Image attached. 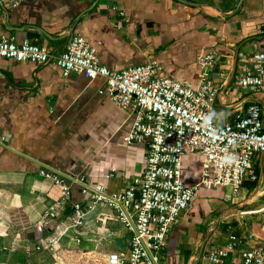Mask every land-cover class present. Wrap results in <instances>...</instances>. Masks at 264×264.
<instances>
[{"label":"crops","instance_id":"obj_1","mask_svg":"<svg viewBox=\"0 0 264 264\" xmlns=\"http://www.w3.org/2000/svg\"><path fill=\"white\" fill-rule=\"evenodd\" d=\"M68 29L95 46L111 69L155 61L162 75L193 85L199 56L215 51V121H232L255 102L264 106V92L237 89L244 58L264 36V0H24L15 7L0 0V35L28 39L58 55ZM105 85L101 77L65 78L53 61L0 58V264H110V254L128 251L132 231L105 204L89 208L77 183L69 206L43 222L60 195L41 174L43 167L104 183L112 193L130 186L146 166L148 144L124 139L133 113L101 93ZM258 160L263 175L264 159ZM202 162L200 154L184 158L187 184L200 180ZM258 185L246 181L237 195L228 187H201L173 225L159 263L210 264L209 252L231 234L239 237L237 252H264V192ZM77 202L87 211L78 231L68 220ZM56 236L53 250L36 249Z\"/></svg>","mask_w":264,"mask_h":264},{"label":"built area","instance_id":"obj_2","mask_svg":"<svg viewBox=\"0 0 264 264\" xmlns=\"http://www.w3.org/2000/svg\"><path fill=\"white\" fill-rule=\"evenodd\" d=\"M7 1L15 7L24 0ZM254 49L244 58L238 76L239 91L264 92V36ZM218 55L214 51L199 56V78L193 85L162 75L163 67L155 61L111 69L100 62L97 48L80 33L72 32L58 55L45 45L28 39L18 42L13 35L1 34L0 58L37 65L53 61L65 78L73 73L91 81L103 78L106 85L101 93L106 92L112 102L134 115L124 138L126 143L148 144L142 174L118 192H108L104 183L89 184L83 177H74L67 183L56 170L43 167L41 174L51 178L60 192L45 211L43 222L58 217L69 206L72 184L77 183L82 186L89 208L105 204L132 231L128 251L110 254V264H160L159 254L168 244L173 225L192 206L201 187H228L237 195L244 183L251 181L264 192V174H260L256 160L257 155L264 159V106L255 102L232 121L222 124L215 121L219 87L213 69ZM192 154L203 156L201 177L197 183L187 184L183 160ZM261 166L263 172V163ZM116 170L113 168L112 173ZM105 177L110 178L111 174ZM70 212L68 220L72 228L78 231L85 227L87 211L83 203L72 204ZM58 240V236L50 238L37 244L36 249L53 250ZM238 242L239 237L231 234L225 244L209 252L210 264H264L262 250L237 252Z\"/></svg>","mask_w":264,"mask_h":264},{"label":"water","instance_id":"obj_3","mask_svg":"<svg viewBox=\"0 0 264 264\" xmlns=\"http://www.w3.org/2000/svg\"><path fill=\"white\" fill-rule=\"evenodd\" d=\"M68 30L69 31L66 32L65 37H69L71 35V33L73 32V29H68ZM54 170H56V169H54ZM56 173L58 174V176L61 179H64L67 183H70L72 180H74V176L70 172H66L64 170H56ZM78 177L81 178L82 176H78Z\"/></svg>","mask_w":264,"mask_h":264},{"label":"rangeland","instance_id":"obj_4","mask_svg":"<svg viewBox=\"0 0 264 264\" xmlns=\"http://www.w3.org/2000/svg\"><path fill=\"white\" fill-rule=\"evenodd\" d=\"M259 158H261V155L256 156V160H258ZM258 162H259V160H258Z\"/></svg>","mask_w":264,"mask_h":264},{"label":"trees","instance_id":"obj_5","mask_svg":"<svg viewBox=\"0 0 264 264\" xmlns=\"http://www.w3.org/2000/svg\"><path fill=\"white\" fill-rule=\"evenodd\" d=\"M70 211H71V209H70Z\"/></svg>","mask_w":264,"mask_h":264}]
</instances>
